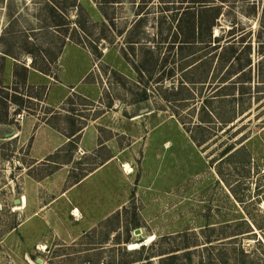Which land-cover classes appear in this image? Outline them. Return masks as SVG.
I'll return each instance as SVG.
<instances>
[{
  "label": "rangeland",
  "instance_id": "374dc122",
  "mask_svg": "<svg viewBox=\"0 0 264 264\" xmlns=\"http://www.w3.org/2000/svg\"><path fill=\"white\" fill-rule=\"evenodd\" d=\"M101 1L0 0V114L9 121L0 124V264H116L119 247L242 220L258 226L243 246L263 242L264 0ZM183 12V36L174 42L171 18ZM79 36L86 46L72 41ZM17 64L61 84L15 86ZM71 86L61 111L45 115L48 106L35 98L40 87L54 104ZM30 114L67 136L97 119L99 142L117 141L125 158L124 209L90 229L77 223L69 209L94 197L95 177L61 197L52 217L33 222L37 206L15 203L25 175L40 180L63 165L70 171L63 191L87 175L93 158L77 136L28 170L31 141L10 134ZM227 148L234 154L223 159ZM96 153L111 155L106 145Z\"/></svg>",
  "mask_w": 264,
  "mask_h": 264
},
{
  "label": "crops",
  "instance_id": "0c3cea01",
  "mask_svg": "<svg viewBox=\"0 0 264 264\" xmlns=\"http://www.w3.org/2000/svg\"><path fill=\"white\" fill-rule=\"evenodd\" d=\"M92 69L93 67L86 71L80 81L90 74ZM33 78L35 80L39 79V81H32ZM40 78H42L43 81H40ZM50 83L61 84L58 80V76L57 79H54L50 75L42 74L34 69L29 70V85L48 87ZM74 89L75 87L73 86L69 87V92L58 99L54 104L49 102V97L47 95L45 103L43 104L53 110L61 111V108L65 105L69 96L74 93ZM85 95L89 97L88 94ZM92 101L96 102L97 98H93ZM96 120L93 121L92 126L82 128L73 136H67L59 129H55L49 124L41 122L36 116L32 115L22 118L19 128H11L13 129L10 134L11 139L31 141L29 147V158L32 161V165L28 168V170L33 168L35 165L48 162L47 159L49 157L55 155L63 147H65L71 139H75L77 136H80L78 144L80 150L84 153V155L93 158V168L87 172V175L79 178L72 183L68 189H64L63 191L61 190L62 183L67 184V181L70 178V171L65 170V168L62 167L63 165H60L61 168L57 169L51 175H48L40 180L34 179L29 174L25 175V192L21 199L15 201V203L21 206H27L28 203L35 204L37 206L39 211H37V213L33 216V222L39 221L44 217H52L51 211H54L55 208H57L61 197L65 198V196H69L72 191L78 190L80 186L95 177H98V180L93 184V189L95 191L94 197L91 200L88 199L81 206L74 205L69 209L72 215L76 210L79 211L81 217L77 220L79 225L84 226L88 223L90 229L98 225L100 222L109 219L126 206L127 197L124 183L126 174L125 158L121 155V148L117 141L112 142V139H109L108 141H104L102 144L99 142V124ZM87 136L90 146L88 148H84ZM103 145L107 146L111 155L108 154L104 160H101V157L96 155V152L99 147H102ZM109 171L112 175H110ZM111 176L113 178L116 177L118 180L117 185H113L112 187L109 185ZM120 179L122 180L121 183ZM46 195L51 196L50 200L47 202L45 201L46 203L44 201L41 202L42 198L44 196L46 197ZM21 229L25 231L26 224H23Z\"/></svg>",
  "mask_w": 264,
  "mask_h": 264
},
{
  "label": "trees",
  "instance_id": "16d2710c",
  "mask_svg": "<svg viewBox=\"0 0 264 264\" xmlns=\"http://www.w3.org/2000/svg\"><path fill=\"white\" fill-rule=\"evenodd\" d=\"M153 1L154 0H144L143 5L148 6L149 4L153 3ZM100 3H103L105 5H113L116 4L117 1L103 0V2L101 1ZM140 3H142V1ZM185 3L186 2L183 0H180L178 2L180 7H183ZM174 5L175 2H173V7ZM76 8H78L77 5ZM185 12H183L180 18L179 15H175L171 18L172 23H176V26L172 25L171 27V30L174 31V42L180 39L181 36H183V16ZM77 23H79V27L82 29L81 22L79 21ZM54 26L61 27V24H55ZM79 39L80 41H76L73 37L72 41H75L80 45L83 44L84 46L85 43L81 41V36H79ZM129 43L130 45H133V43L135 42ZM96 50H98V48H96ZM89 51L94 53L92 49H89ZM7 56L19 60L18 56L16 55L7 53L4 58H6ZM34 63L35 62L33 61V64ZM17 69H19L20 73L18 70L15 71V80H18V82H15V86L28 87L29 68L22 64H17ZM34 70H37L45 75H50L48 71L44 69L39 70L34 68ZM18 77H20V79H18ZM40 92V95L35 98L39 102L45 103L48 88L40 87ZM31 98L32 96H29V99ZM19 99L21 98H17L14 101L18 102ZM7 100V98L4 99V101L8 102ZM1 101L2 100H0V107H2L3 105ZM44 109L48 110V112H45V115H48L49 112H53V109L51 110L49 107ZM1 117L2 116L0 114V124L9 123V121L7 122V120H2ZM49 125L55 129H58L51 124ZM80 130L81 129H79L77 132H79ZM193 140L198 143L194 137ZM230 153H232V149H225L222 152V158L224 159V157L226 156L229 157ZM233 154L234 152L231 154V156ZM120 215L121 213H118L117 217L119 218ZM255 227L258 228L256 222H249L246 220L232 223L223 222L218 225H208L204 229L200 230L199 233L193 231L177 234L176 236L162 237L154 240L150 245L144 244L135 250L127 251L126 248L119 247L118 250L113 251H118L121 253V261H118V263L116 264H193V258L195 256H197V264H264V240L263 242H261L260 240L255 242V245L252 248L248 249L243 246L242 240H240L245 235L255 237L256 235L253 233ZM189 240L191 242H189ZM125 243H129V240L127 239ZM122 244L123 243L120 242L115 243V245ZM111 264L115 263L113 262Z\"/></svg>",
  "mask_w": 264,
  "mask_h": 264
},
{
  "label": "bare ground",
  "instance_id": "6f19581e",
  "mask_svg": "<svg viewBox=\"0 0 264 264\" xmlns=\"http://www.w3.org/2000/svg\"><path fill=\"white\" fill-rule=\"evenodd\" d=\"M127 167V171H128V173H130L131 171H130V168L128 167V166H126ZM74 216H76V217H80V213H79V211L78 210H76L75 212H74ZM137 247H140V244H131L130 245V249H134V248H137ZM45 247H42L41 248V250H43Z\"/></svg>",
  "mask_w": 264,
  "mask_h": 264
},
{
  "label": "water",
  "instance_id": "95a60500",
  "mask_svg": "<svg viewBox=\"0 0 264 264\" xmlns=\"http://www.w3.org/2000/svg\"><path fill=\"white\" fill-rule=\"evenodd\" d=\"M141 233H142L141 230H136V231H135V234H136L137 236H141Z\"/></svg>",
  "mask_w": 264,
  "mask_h": 264
}]
</instances>
